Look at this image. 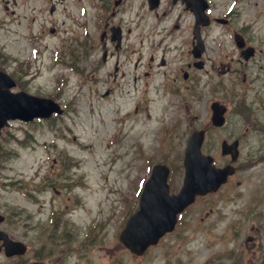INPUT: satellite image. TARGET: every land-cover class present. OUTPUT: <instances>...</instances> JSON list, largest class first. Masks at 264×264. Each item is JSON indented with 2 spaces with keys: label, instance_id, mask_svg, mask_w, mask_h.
I'll use <instances>...</instances> for the list:
<instances>
[{
  "label": "rangeland",
  "instance_id": "rangeland-1",
  "mask_svg": "<svg viewBox=\"0 0 264 264\" xmlns=\"http://www.w3.org/2000/svg\"><path fill=\"white\" fill-rule=\"evenodd\" d=\"M115 1L0 0V69L16 79L12 89L55 98L65 107L63 114L50 118L10 120L2 130L0 212L8 232L26 241L29 250L22 257L0 254V263L264 264V0H209L211 14L231 15L232 23H215L203 32L211 71L201 70L199 81L179 95L166 92L162 84L166 78L169 87L182 86L181 75L173 80L171 55L148 77L143 75L146 65L140 66L151 54L167 53L164 39L177 38L187 53L192 14L180 1L163 0L158 14L149 11L146 0H122L118 6ZM52 2L57 4L54 12ZM102 17L134 27L137 39L135 45L130 41L129 53L102 60L103 48L97 46ZM83 21L96 27L90 37L94 54L77 47L80 72H75L62 43ZM232 29L262 47L252 67L239 63ZM219 39L240 72L225 75L227 83L215 88L219 73L212 63L221 57L216 53ZM60 77L65 81L58 88ZM225 87L231 89V107L245 101L253 122L260 123L252 127L247 116L230 109L227 132L241 140L236 177L217 193L197 199L172 232L142 255L134 254L119 240V232L136 209L139 179L148 176L154 163L165 161L172 167L171 189H180L188 135L209 119V104L216 96L224 98ZM176 96L174 115L182 119L177 134L164 115ZM223 138L207 137L204 146L220 164L226 159L220 151ZM253 234L256 243L249 238Z\"/></svg>",
  "mask_w": 264,
  "mask_h": 264
},
{
  "label": "water",
  "instance_id": "water-1",
  "mask_svg": "<svg viewBox=\"0 0 264 264\" xmlns=\"http://www.w3.org/2000/svg\"><path fill=\"white\" fill-rule=\"evenodd\" d=\"M150 1L157 2V0ZM186 1L197 16L195 30L197 33L200 21L204 24L208 23L204 13L207 7L206 0ZM240 38L238 36V40ZM14 84L15 82L6 73L0 71V128L8 118L31 119L39 114L49 115L53 110H59L58 105L52 100L36 97L24 91H10L9 88ZM203 139L199 132H194L190 137L185 155L186 176L178 194H169L168 168L163 164L154 166L152 175L141 194L140 207L128 218L120 235L121 240L135 253H142L150 244L156 243L166 231L172 230L177 213L194 200L196 193L215 190L226 180L230 168H216L212 165V157L201 152ZM235 146L236 142L222 143L223 151H233L234 156L237 155ZM2 219L1 215L0 220ZM25 249L23 243L9 241V254L24 252Z\"/></svg>",
  "mask_w": 264,
  "mask_h": 264
},
{
  "label": "flooded vegetation",
  "instance_id": "flooded-vegetation-1",
  "mask_svg": "<svg viewBox=\"0 0 264 264\" xmlns=\"http://www.w3.org/2000/svg\"><path fill=\"white\" fill-rule=\"evenodd\" d=\"M176 1V0H174ZM108 26V22L106 23V27ZM88 37V35L86 36ZM100 39L102 41H107L109 40V36L107 34V31H103V33L101 34L100 36ZM84 46L88 47L89 46V42L88 40H84ZM91 45V44H90ZM123 46L120 47V45L117 47L119 48L118 50H120ZM206 49V48H205ZM205 51V50H204ZM228 54L224 51V53H221V56H227ZM183 60L181 61L182 63H180L179 65H177L174 69H173V72L175 74L177 73H182L184 72V69H185V65L188 67V70L185 71V79L186 80H190L191 82H194V83H197L199 81V78L197 77L196 73L200 70V68L198 67V63H197V60L194 58V56L189 52V54L187 55H184V57H181ZM151 59H153L151 57ZM239 61L242 62V59H239ZM244 61V60H243ZM250 60L248 61H244L245 65L247 66L248 63H249ZM205 62V61H204ZM222 62V61H221ZM161 63L162 64H165L166 63V59L163 57V59L161 60ZM204 66H205V63H204ZM223 68H226L227 70L226 71H223L222 73L223 74H228V73H231L233 71V68H232V65H231V62L229 63H224L221 65V69ZM147 73H149L147 71ZM186 82V81H185ZM187 85H190L189 83H187ZM231 89L229 91V87H225V95H224V98L221 99L220 96H219V99L221 100V102H223L226 107H227V113H229V110L232 108L230 103H231ZM233 109V108H232ZM264 109V108H263ZM233 111L238 115V114H241L243 117L247 116L248 117V124L252 125V127H255L256 125H259L260 123L256 121L253 122L254 120V116L253 118L251 119L252 117V113L250 112L249 110V107L247 106L246 108H242L241 107H236V110L233 109ZM203 128L206 130V133L210 135V137H240V136H236L235 134L233 133H230V132H227L228 131V126H227V123H225L224 125L222 126H215L212 121H209L207 119V121L203 124ZM248 130H249V127H248ZM244 137H247L245 134L243 135ZM238 183V182H237ZM254 235V236H253ZM253 235H249V238H253L255 237V240L254 242L256 243L257 242V237L255 234ZM245 247V246H243ZM242 258V257H241Z\"/></svg>",
  "mask_w": 264,
  "mask_h": 264
}]
</instances>
